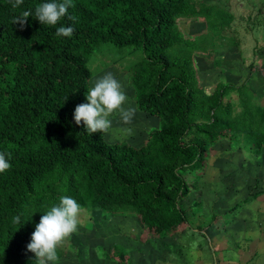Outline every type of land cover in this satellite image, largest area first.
<instances>
[{
  "label": "trees",
  "instance_id": "obj_1",
  "mask_svg": "<svg viewBox=\"0 0 264 264\" xmlns=\"http://www.w3.org/2000/svg\"><path fill=\"white\" fill-rule=\"evenodd\" d=\"M44 2L50 0H24L14 9L0 0V152L11 165L0 173V264H36L27 245L61 196L81 208L139 216L149 232L171 235L188 224L187 172L202 167L218 140L241 134L256 140L255 152L264 143L254 135L264 129V108L251 104L246 85L218 84L204 94L190 55L172 54L183 0H73L56 26L31 16L23 28L12 23ZM215 15L217 32L227 14ZM60 26L72 27V36H56ZM105 45L140 54L128 70L137 108L160 123L141 148L107 142L104 133L75 123L94 77L90 57ZM235 89L242 112L233 118L224 100Z\"/></svg>",
  "mask_w": 264,
  "mask_h": 264
},
{
  "label": "rangeland",
  "instance_id": "obj_2",
  "mask_svg": "<svg viewBox=\"0 0 264 264\" xmlns=\"http://www.w3.org/2000/svg\"><path fill=\"white\" fill-rule=\"evenodd\" d=\"M183 1L176 19L175 37L178 44L173 48L172 54L174 56L190 55L195 79L204 94H210L220 83L242 84L243 81L241 82V80L249 78V69L256 68L254 65L251 66V62L254 61H252L251 56L249 57V51L246 50L248 46L246 41L249 39L250 43L254 40L257 42L256 55H261L264 51V0ZM213 8L215 9L211 11ZM217 10L224 11L227 14L225 26L220 27L225 28L223 32L213 31L217 24V17H215V11ZM255 57L253 56V58ZM233 58H240L241 61L239 64L229 66L230 68L227 70L225 62L227 61V64L233 63L236 61ZM139 59L140 54L132 48L121 49L105 45L97 48L89 60V67L94 73L90 87L94 86L96 79L111 72L122 84L128 97V103L125 107L130 105L137 109L131 125H124L118 114L109 117L112 126L107 133H104L105 140L110 143L125 142L135 148L143 147L151 131L158 128L160 124L158 118L140 112L137 108L136 92L131 85V75L128 70ZM221 62L224 66L221 65ZM247 64L251 66L249 69ZM260 71L264 72V68L262 67ZM231 96L228 97L231 98ZM238 106V109L241 110V105ZM240 110L233 111V116L241 113ZM258 110L256 111L258 112ZM127 127L133 129L131 135L124 132ZM257 134L261 137L264 136V129L256 130L254 135ZM191 138H193L192 135L187 140ZM229 148L228 142H219L217 145V151L225 152ZM182 204L189 219L193 220L199 217L198 213L191 210V206L185 202ZM244 206L233 210L235 219L240 222L243 220H258L264 217V211L256 213L254 203L249 204L247 207ZM130 218L131 215L112 214L106 216L100 211L95 212V210L86 207L81 208L80 222L76 232L58 247V259L55 262H49V264H104V259L101 258V250H110L115 244L126 243L127 252H134L131 249L134 243V235L132 234L134 230L133 228L126 229V225H124L126 219L129 222L131 221ZM246 229L242 226L236 230L238 233H242ZM239 245L244 248L247 244L240 243ZM150 260V263H152L155 259ZM220 260L222 259L217 261L214 259L212 264L219 263ZM194 261V264H206L200 258ZM222 261L224 264H228L230 260L225 255ZM233 264H247V259L241 253L240 259L233 261Z\"/></svg>",
  "mask_w": 264,
  "mask_h": 264
},
{
  "label": "crops",
  "instance_id": "obj_3",
  "mask_svg": "<svg viewBox=\"0 0 264 264\" xmlns=\"http://www.w3.org/2000/svg\"><path fill=\"white\" fill-rule=\"evenodd\" d=\"M220 30L223 32L225 28ZM246 42L248 43L246 50L254 61L251 62V66L254 65L256 68L249 69L251 66L247 64L249 78L241 80L243 82L240 85L230 84L239 87L245 83L246 93L249 100H252L251 104L264 108V72L260 71L262 67L264 68V51L263 54L256 55L257 42L254 40L250 43L249 39ZM233 60L236 61L228 62L229 64L225 62L227 70L229 66L239 64L241 61L240 58ZM221 65L224 66L222 62ZM230 95L233 97L229 98ZM240 97L239 91L235 89L230 91L224 102H230L234 111L240 110L238 109V105L241 104ZM240 111L242 112V109ZM239 114H234L233 118ZM223 141L228 142L230 148L225 152L217 151L218 143ZM251 142H247L245 136L241 134L238 135V140L220 139L210 150L202 167L187 172L190 193L183 202L199 214L197 219H188V224L181 225L171 235L157 236L144 228L140 218L131 216V221L126 219L124 225L126 229L134 230L132 233L134 243L131 248L134 252H127L126 243L115 244L110 250H101L103 263L194 264V260L200 258L206 264H212L214 259L223 260L226 255L230 260L228 264H233V261L240 259L242 253L247 259V264H264V217L240 222L235 219V213L233 214L235 208L243 205L247 207L251 203L255 204L256 213L264 211V143L262 148L255 152L251 148L256 140ZM242 226L247 228L246 231L238 233L236 229ZM240 243L247 245L242 249ZM122 249L123 254L120 253ZM152 255L155 260L150 263ZM222 260L215 264H224Z\"/></svg>",
  "mask_w": 264,
  "mask_h": 264
},
{
  "label": "clouds",
  "instance_id": "obj_4",
  "mask_svg": "<svg viewBox=\"0 0 264 264\" xmlns=\"http://www.w3.org/2000/svg\"><path fill=\"white\" fill-rule=\"evenodd\" d=\"M12 7L18 8L24 0H10ZM70 7H74L73 0H50L40 3L35 7L34 13L25 10L20 16L14 17L13 24H19L23 28L27 24L28 17H34L43 25L56 26L62 18L68 15ZM76 21L75 16L68 17ZM74 29L70 26H60L55 35L60 37H71ZM87 103L76 106L74 120L77 125L83 122L87 133H107L112 126L109 119L113 114H118L124 125H131L137 109L132 106L125 107L128 97L123 90L122 84L111 72L94 81V86L87 89ZM124 132L128 135L133 129L127 127ZM10 156V154H8ZM11 167L6 154L0 152V173H4ZM81 205L70 196H61L58 204H54L46 211L32 233L31 241L27 245L28 251L35 254L36 264H49L58 259L57 249L74 232H76ZM13 223H20V216L13 217Z\"/></svg>",
  "mask_w": 264,
  "mask_h": 264
}]
</instances>
